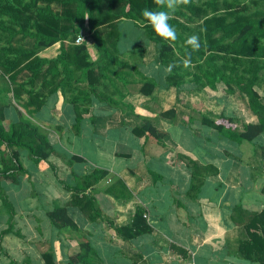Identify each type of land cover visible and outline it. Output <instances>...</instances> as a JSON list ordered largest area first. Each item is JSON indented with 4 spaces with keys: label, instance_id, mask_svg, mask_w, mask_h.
I'll use <instances>...</instances> for the list:
<instances>
[{
    "label": "trees",
    "instance_id": "16d2710c",
    "mask_svg": "<svg viewBox=\"0 0 264 264\" xmlns=\"http://www.w3.org/2000/svg\"><path fill=\"white\" fill-rule=\"evenodd\" d=\"M146 8L156 10L154 0H0L1 179L7 178L10 183L17 184L22 176L29 177L19 159V151H25L32 164L44 163L52 171L63 190L69 192L67 202L91 221L101 213L95 205L93 192L88 189L94 190L100 180L104 186L99 190L103 193L121 199L129 197L130 191L119 178L114 183L105 179L108 173L105 169L94 167L87 173L74 174L70 163L75 161L81 165L84 160L75 154L65 159L57 153L34 117L49 94L65 88L73 92L71 103L75 117L70 129L78 133L82 112L78 105L80 97L88 98L91 94L98 101L124 111L132 107L122 103L124 93L115 85L132 83L139 85L138 92L151 93L155 85L152 78L135 71L137 78L127 82L126 72L120 69L128 66L119 58L117 47L120 23L124 20L152 42L157 65L164 69L173 65L171 72L164 76L165 86L177 88L191 83L197 89L219 88L221 93L231 95L237 91L243 96L247 109L256 118L254 124L243 123L238 127L237 120L230 115L191 112L201 124L226 140L254 142L259 149L264 176V142L257 139L264 133V0H189L188 4L170 13L169 23L177 33L175 41L164 40L153 32L141 15ZM191 35L199 37L198 49L185 44ZM77 36L81 37L79 43L74 42ZM55 42L59 50L54 57L36 56L39 50ZM87 43H91L97 53L93 60L88 55ZM185 60H190V66H184ZM79 85L86 90L79 89ZM7 108L13 111L15 118L5 125ZM159 115L174 117L175 111L171 108L160 111ZM53 129L60 132L61 128L54 126ZM131 133L136 137L162 135L146 118L140 126L132 127ZM4 149L9 151L5 153ZM177 157L190 169L191 176H203L216 170L186 155L178 154ZM53 158L66 164L72 182L75 181L72 186L59 178ZM150 176L153 180L157 178L152 173ZM260 192L264 194V181ZM2 193L0 189V209H4L7 218L0 236H19L18 229L13 230L11 223L16 210ZM145 213L137 206L129 223L115 226L108 221V226L123 241L147 234L151 227ZM44 214L58 233L68 232L80 238L78 251L69 258V263L96 264V251L68 216L64 204L53 205ZM230 219L241 228L238 256L264 264V209L247 211L236 204L231 209ZM40 258L43 264H54L50 248L41 252Z\"/></svg>",
    "mask_w": 264,
    "mask_h": 264
},
{
    "label": "crops",
    "instance_id": "0c3cea01",
    "mask_svg": "<svg viewBox=\"0 0 264 264\" xmlns=\"http://www.w3.org/2000/svg\"><path fill=\"white\" fill-rule=\"evenodd\" d=\"M120 25L121 35L117 47L121 56L128 55L125 58L127 61L124 60L128 64L125 67L127 77L135 80V71H138L143 76L152 78L155 85L151 93L144 95L138 92L139 85L132 83L115 85L124 93L122 103L132 107V110L124 111L98 101L91 94L88 98L80 97L78 105L82 112L78 133L70 129L75 117L71 103L73 92L65 88L49 94L34 117L43 129L48 125L46 129L50 131V135H54L52 137L55 141L51 143L57 151L61 150L54 147L56 139L58 146L61 140L68 145L69 148L62 149L63 152L78 155L83 160L80 150L73 148L77 142L81 146L83 144L95 148L97 154L105 151L111 157L119 156V159L125 160L121 163L103 164H91L85 160L81 164V173L83 170L87 173L94 167L105 169L108 171L105 179L114 183L119 178L130 191V195L121 199L105 194L99 190L103 187V180H100L94 190L88 189L93 192L95 205L101 213V216L91 221L77 207L67 202L69 192L66 190H63L64 196L56 198L57 200L52 195L50 197L43 194L41 198H37L28 193L19 194L32 182L37 184L40 181L39 186L42 187L41 182L44 180H55L52 171L44 163L35 166L25 157L28 165L22 166L29 177L22 176L16 184L19 185V192L14 196V209L22 212L31 210V215L39 219L36 230L33 231L34 241H38V253L34 259L28 261L32 264H43L40 254L50 248L54 264H76L69 263L68 260L78 251L77 241L80 238L77 239V236L74 237L68 232L58 233L49 224L44 210L38 207L41 204L48 210L53 205L64 204L68 216L85 233L90 246L96 251V264H257L238 256L241 228L231 221L230 215L236 204L247 211L264 209V194L260 192L264 181L260 168L261 158L259 153L257 158L259 157L260 163L253 158L258 146L254 142L235 143L225 138L216 140L218 134L201 124L191 112L193 110L231 116L233 111L229 109L234 104L238 105L234 96L241 99L243 96L237 91L231 95L224 94L219 88L197 89L191 83H183L177 88L165 86L166 71L155 63V47L152 42L134 29L130 22L124 20ZM86 49L90 59H95L97 53L91 43H87ZM58 50L59 44L55 42L39 50L36 56L52 58ZM129 81L132 80L127 82ZM78 88L86 90L83 85ZM213 91L216 92L214 97H205ZM228 97L230 105H233L229 109L225 105L226 112H214L209 108L211 103L224 99L227 101ZM171 108L175 111L174 117L159 115L160 111ZM248 111L245 113L243 110L245 117L232 115L237 120L238 127L243 123H256L255 116ZM7 114L6 119H14L13 115L8 112ZM145 118L156 131L162 133L161 136L146 134L136 137L131 133L132 127L140 126ZM54 126L60 127V132H56ZM261 137L264 138V133L257 139ZM249 144L253 152L249 158H243ZM178 154L186 155L202 166L212 165L216 170L212 174L191 176L190 169L177 157ZM56 161L52 159L60 178L63 176L72 182L66 164ZM47 170L48 174L45 173ZM150 173L157 178L153 180ZM12 196L11 194L10 198ZM34 197L36 205L29 207V198ZM46 197L51 203H44L49 202ZM137 206L146 212V221L151 231L123 241L114 235L108 221L115 226L129 223ZM0 216L3 217L1 212ZM6 218L7 215L4 220ZM45 232L48 233L46 237ZM44 238L48 242L46 248L40 246L42 240L45 243ZM55 249L60 254L57 255ZM34 252L36 253L35 249ZM31 253L32 251L27 255L30 256ZM7 262L6 258L2 260L0 257V264Z\"/></svg>",
    "mask_w": 264,
    "mask_h": 264
},
{
    "label": "rangeland",
    "instance_id": "374dc122",
    "mask_svg": "<svg viewBox=\"0 0 264 264\" xmlns=\"http://www.w3.org/2000/svg\"><path fill=\"white\" fill-rule=\"evenodd\" d=\"M127 56L128 55L121 56L119 54V58L121 59V61H124V60L127 61V59H125ZM120 69L125 71V67H121ZM126 79L132 80L131 77H127ZM263 84H264V79H263ZM220 87H222V86H220ZM220 92H223L222 89L220 90ZM215 93L216 92L213 91L211 94L206 95L205 97H208V96L214 97ZM217 95L220 96L219 94H217ZM223 98H225V97L223 96ZM234 98H236V102L238 103V105L234 104V106L232 107L233 104L230 105L231 102L229 101V97H228L227 101H225V99H226L225 98L223 101H215V103H211L209 105V108L214 112H218V111H222V110H223V112H226L225 111L226 110L225 105H226V106H228V109L230 107H232L229 109V111H233L231 113V116L234 115V116H242L243 117V115H244V117H245V115H246L245 113H247L248 110H247L244 98L241 99V98H238L235 96H234ZM227 102H229L228 105H227ZM262 102H264V95L262 96ZM203 109H205V108H203ZM243 110L245 113L243 112ZM4 112L6 114H7V112L10 113V115H13V117L15 118V114L13 113V111H9V109H5ZM6 114H5V117H6ZM5 117H4L5 125H7L9 120L6 119ZM38 124H39V127L44 132H46L47 138L50 139L49 141L50 142L55 141V138L52 137L54 135H50V131H48L47 129L44 130L43 127H41V125H40L41 123H38ZM237 124H238V122H237ZM218 136L219 137H217L216 140L224 139V138H222V136H220V135H218ZM259 140L264 142V138H262V137L259 138ZM54 147L61 150V151H57V149H55V151L57 153H60L65 159H69V156H70L69 153L62 151V149H65L66 147L69 148L68 145H66L63 140H61V144H59V146H58L57 145V139H56V144ZM247 147H248V150L245 152V156L244 155L242 156L243 158H245L247 156L249 158V156H251V152H253V150H251L252 149L251 144H249ZM73 148L80 150L82 156L84 157V161L86 160L88 163H91V164H95L96 162L102 163V164L103 163H110V162L121 163V162L125 161V160L119 159L118 158L119 156H117V155H115L117 157H111V156L107 155L105 151H103L100 154H97L95 148H90V147H87L86 145H83V144L81 146L79 142H77ZM0 149H3V147L1 146ZM4 150H5V153L9 151L7 149H4ZM258 153H259V149L255 148V155L253 158L256 159V161H258L260 163L259 157L257 158ZM234 155L236 156V154H234ZM25 157H26V152L25 151H19V159H20L21 165L22 164L28 165L27 159ZM53 160H57V159L53 158ZM24 162H25V164H24ZM56 162H58V160ZM70 164H71L70 170H72L74 174H76V175L81 174L82 165H80L78 162L76 163L75 161L73 163L71 162ZM43 166H45V165H43ZM45 173L48 174L49 170H47ZM258 173L260 174V172H258ZM210 174H212V173H210ZM262 174H263V172H262ZM58 176H59V174H58ZM59 178H60V176H59ZM62 178H63V176H62ZM111 178H112V174H111ZM112 179H114V177ZM63 180H64V182H66L70 186H72L75 182V181L71 182L69 179H65V178H63ZM23 181H25L24 178H23ZM41 183H42V187L39 186L40 181L37 184L32 182L28 188L27 187L24 188L23 191L19 194L28 193V195L35 196L37 198H41V196L43 194L49 195V196L52 195L53 197H55V200H57L56 198H60V197L64 196L63 188H62L61 184L58 183L56 180L53 179V182L44 180V182H41ZM101 183H103V181ZM0 189L3 192L2 194L6 195L7 199L10 201L12 208H16V200H15L14 196L16 195V193L19 192V185L10 183V181L7 178L6 179L0 178ZM11 194L13 195L12 198H10ZM35 197L29 198V199H31V204H29V207H31V205H33V204L36 205ZM46 200L49 202H44L45 204L51 203L49 198L46 197ZM38 207H40V209L42 208L45 211V208L41 204ZM33 209H35V207H33ZM0 212H1V214H3V217L0 216V229H2L6 225L4 218L7 215V213L4 211L3 208H1ZM31 214H32L31 210H29L28 212H24V211L22 212L20 210H16L13 214L11 223L13 226V230L18 229L19 236L13 235V234H8V235H2L0 237V246H1L0 257L2 260L4 258H6L8 261L7 264H32L31 262L28 261V259H30V261H31V259H34L38 253V247L36 246V244H38V241L37 240L34 241V238H33L34 232L33 231L36 230V225L38 224L39 219H36V217L31 215ZM108 233L110 234V230H108ZM44 234H45V237H46V235L48 236L47 232H45ZM35 235H36V233H35ZM39 236H41V234L37 235V237H39ZM44 240H45V243L43 242V240L40 242L41 243L40 246L42 248L43 247L46 248L47 244H48L47 239L44 238ZM56 245H57V243L54 246L56 247ZM34 249H35L36 253L34 252ZM31 251H32V253L29 254L30 256H28L27 253H29ZM55 252H56V249H55ZM56 253L58 255V254H60V251L57 250ZM3 254L5 255V257ZM34 264H36V262Z\"/></svg>",
    "mask_w": 264,
    "mask_h": 264
},
{
    "label": "clouds",
    "instance_id": "9594fccd",
    "mask_svg": "<svg viewBox=\"0 0 264 264\" xmlns=\"http://www.w3.org/2000/svg\"><path fill=\"white\" fill-rule=\"evenodd\" d=\"M157 6L156 10L143 9L141 15L150 26L153 32L164 40L175 41L177 33L175 28L169 23L170 13L175 11L180 5H186L189 0H154ZM185 44L191 46L194 50L199 48V37L191 35L187 37ZM184 66H190V60H185ZM173 65H169L165 71L171 72Z\"/></svg>",
    "mask_w": 264,
    "mask_h": 264
},
{
    "label": "built area",
    "instance_id": "2783aa9c",
    "mask_svg": "<svg viewBox=\"0 0 264 264\" xmlns=\"http://www.w3.org/2000/svg\"><path fill=\"white\" fill-rule=\"evenodd\" d=\"M80 40H81V37H80V36H77V37L75 38L74 42H75V43H79Z\"/></svg>",
    "mask_w": 264,
    "mask_h": 264
}]
</instances>
